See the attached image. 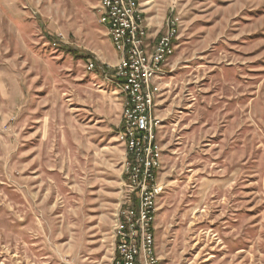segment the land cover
I'll use <instances>...</instances> for the list:
<instances>
[{
	"label": "rangeland",
	"instance_id": "374dc122",
	"mask_svg": "<svg viewBox=\"0 0 264 264\" xmlns=\"http://www.w3.org/2000/svg\"><path fill=\"white\" fill-rule=\"evenodd\" d=\"M98 1L0 11V264L111 263L133 195L120 90L85 66L118 58ZM138 2L149 53L179 22L154 106L157 264H264V0Z\"/></svg>",
	"mask_w": 264,
	"mask_h": 264
},
{
	"label": "built area",
	"instance_id": "2783aa9c",
	"mask_svg": "<svg viewBox=\"0 0 264 264\" xmlns=\"http://www.w3.org/2000/svg\"><path fill=\"white\" fill-rule=\"evenodd\" d=\"M97 8L118 58L110 65L88 59L85 66L90 73L114 80L120 90L119 137L125 144V174L133 195L123 220L116 222L110 264H157L152 218L162 190L156 176L162 151L155 132L162 122L154 106L168 73L167 60L175 51L179 22L167 17L166 31L149 53L145 13L138 0H99Z\"/></svg>",
	"mask_w": 264,
	"mask_h": 264
},
{
	"label": "crops",
	"instance_id": "0c3cea01",
	"mask_svg": "<svg viewBox=\"0 0 264 264\" xmlns=\"http://www.w3.org/2000/svg\"><path fill=\"white\" fill-rule=\"evenodd\" d=\"M16 2H17V0H0V11H1V14L3 15L4 7H5L9 12H11V16L18 15L20 10H19V7L16 4ZM144 13H145V16H146L145 8H144ZM149 40L151 41V39H149ZM110 41H108L109 47L111 46ZM116 60H117V58H115L113 61H110V62L115 63ZM103 62H105V61H103Z\"/></svg>",
	"mask_w": 264,
	"mask_h": 264
},
{
	"label": "trees",
	"instance_id": "16d2710c",
	"mask_svg": "<svg viewBox=\"0 0 264 264\" xmlns=\"http://www.w3.org/2000/svg\"><path fill=\"white\" fill-rule=\"evenodd\" d=\"M86 61H88V60H86Z\"/></svg>",
	"mask_w": 264,
	"mask_h": 264
}]
</instances>
